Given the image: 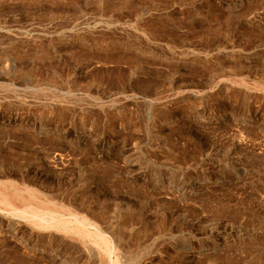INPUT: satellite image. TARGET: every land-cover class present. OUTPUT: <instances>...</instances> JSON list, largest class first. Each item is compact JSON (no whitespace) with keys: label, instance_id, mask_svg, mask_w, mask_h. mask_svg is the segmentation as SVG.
I'll list each match as a JSON object with an SVG mask.
<instances>
[{"label":"rangeland","instance_id":"obj_1","mask_svg":"<svg viewBox=\"0 0 264 264\" xmlns=\"http://www.w3.org/2000/svg\"><path fill=\"white\" fill-rule=\"evenodd\" d=\"M4 195L0 264H264V0H0Z\"/></svg>","mask_w":264,"mask_h":264},{"label":"bare ground","instance_id":"obj_2","mask_svg":"<svg viewBox=\"0 0 264 264\" xmlns=\"http://www.w3.org/2000/svg\"><path fill=\"white\" fill-rule=\"evenodd\" d=\"M16 188H17V187H16ZM1 191H3V190H1ZM5 191H6V190H5ZM6 192H7V191H6ZM9 192H10V191H9ZM7 193H8V192H7ZM10 193H11V192H10ZM23 194H24V193H23ZM6 195H8V194H6ZM35 195H36V194H35ZM35 195H34V196H35ZM4 196H5V195H4ZM4 196H2V197L0 198V201H1L0 203H3L4 205H8V204L10 203V201H12V199H16V200L19 199V196L15 197V198L12 197L11 200H10V199H7V198H8L7 196H5V197H4ZM9 196H10V195H9ZM14 196H15V195H14ZM10 198H11V197H10ZM9 200H10V201H9ZM13 201H15V200H13ZM25 201H26V200H25ZM20 202H21V200H20ZM31 202H32V201H31ZM37 203H38V202H37ZM39 203H40V202H39ZM21 204H22V203H21ZM23 204H24V203H23ZM9 205L11 206L12 204L10 203ZM13 205H14V203H13ZM32 205H33V204H32ZM38 205H39V204H38ZM15 206H16V208H17V205H15ZM25 206H27V205H25ZM30 206H31V205H30ZM30 206H29V207H30ZM18 207H19V206H18ZM21 207H22V206H21ZM32 207H33V206H32ZM36 207H37V206H36ZM11 209H12V208H11ZM17 209H18V208H17ZM19 209H20V208H19ZM38 209H39V208H34V207H33V208H26V207H25V208H23V209L21 210V211H22L21 216H22L23 213H24L25 215H30V217L34 218V217L37 216V210H38ZM14 210L17 211L16 209H13V211H14ZM42 210H43V209H42ZM9 211H10V210H9ZM13 211H11V212H13ZM19 211H20V210H19ZM21 211H20V212H21ZM44 211H45V210H44ZM46 213H47V212H46ZM49 213H50V212H49ZM51 213H52V212H51ZM44 214H45V213H44ZM51 215H52V214H51ZM43 217H44V216H43ZM32 218H30V219H32ZM52 218H53V217H52ZM60 218H61V217H60ZM38 219L43 220L42 217H40V218H38ZM35 220H36V219L34 218V222H35ZM41 220H40V221H41ZM61 220H62V219H61ZM36 221H37V220H36ZM74 221H75V220H74ZM30 222H31V221H30ZM34 222H33V224L37 225L36 222H35V223H34ZM58 222L60 223V221H57V224H59ZM62 222H63V221H62ZM53 223H54V222H53ZM79 223H80V222H79ZM38 224H39V220H38ZM60 224H62V223H60ZM75 224H76V223H75ZM81 224H82V223H81ZM40 225H41V224H39L38 226L40 227ZM42 225L44 226V223H43ZM47 225H48V224H47ZM62 225H63V224H62ZM62 225H61V227H62ZM76 225H77V224H76ZM55 226H56V224H55ZM77 226H78V225H77ZM41 227H42V226H41ZM41 227H40V228H41ZM44 227H45V226H44ZM52 227H53V226H52ZM74 227H76V226H74ZM78 227H79V226H78ZM78 227H77V228H78ZM79 228H80V227H79ZM67 229H68V228H67ZM82 229H83V228H82ZM82 229H81V230H82ZM85 229H86V228H85ZM56 230H57V229H56ZM76 230H78V229H76ZM79 230H80V229H79ZM79 230H78V231H79ZM83 231H84V230H83ZM83 231H82V232H83ZM94 233H95V232H94ZM97 233H98V232H97ZM77 234H78V233H77ZM85 234H86V233H85ZM89 234H90V233H89ZM99 235H100V234H99ZM99 235H98V236H99ZM92 236H93V235H92ZM92 239H93V238H92ZM98 243H99V242H98ZM100 243H101V242H100ZM100 245H101V244H100Z\"/></svg>","mask_w":264,"mask_h":264}]
</instances>
